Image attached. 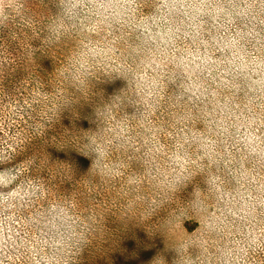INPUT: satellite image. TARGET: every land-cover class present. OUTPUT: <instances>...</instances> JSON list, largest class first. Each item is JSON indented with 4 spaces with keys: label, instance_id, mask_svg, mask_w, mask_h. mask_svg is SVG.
Here are the masks:
<instances>
[{
    "label": "rangeland",
    "instance_id": "374dc122",
    "mask_svg": "<svg viewBox=\"0 0 264 264\" xmlns=\"http://www.w3.org/2000/svg\"><path fill=\"white\" fill-rule=\"evenodd\" d=\"M235 2L258 6L262 0ZM5 4L10 6L7 10ZM154 5L155 0H148L145 14L153 13ZM246 10L264 19L258 8ZM57 11V0H0V264H58L52 249L61 246L59 235L71 224L67 217L72 212L65 202L73 197L80 209L103 207L107 211L104 230L94 231L91 242L79 252L63 255L67 264H151L155 252L164 248L163 240L149 238L147 228L139 223L117 219L119 205L126 203L117 197L121 179L90 176L94 157L73 147V137L99 129L95 107L123 82L116 81L104 95L95 88L87 101L53 106L57 92L53 77L73 41L65 36L60 48L50 49L43 40L45 23L37 22ZM251 23L245 16L236 20L225 16L220 9L187 16L177 12L172 23L156 17L151 23L141 21L130 42L144 39L155 45L152 62L157 68L162 67L164 57L174 61L186 78L183 88L187 94L179 95L180 89L171 84L169 92L178 98L173 109L164 105L165 110L153 117V142L146 146L136 136L137 143L116 149L118 140L113 152L114 159L127 165L129 180L144 172L145 155L158 166L181 170L190 162L202 167L207 161L209 172L196 177L201 187L197 194L202 190L212 193L206 206L214 217L218 229L214 235L221 249H234L237 241L250 245L245 264L254 258L264 260V234L249 227L251 206L264 198V146L257 131L264 113L259 75L264 58L252 52ZM256 26L257 32L264 28L258 22ZM96 29L95 23L86 26L90 33ZM255 39L259 41V35ZM136 114L135 107L122 105L118 116ZM85 178L90 179L87 187L80 183ZM114 198L117 206L111 207ZM179 227L191 235L200 231V221L189 218ZM202 251L198 245L188 249L193 260ZM209 252L224 264L215 246H209ZM166 255L172 264L177 254L171 250Z\"/></svg>",
    "mask_w": 264,
    "mask_h": 264
},
{
    "label": "clouds",
    "instance_id": "9594fccd",
    "mask_svg": "<svg viewBox=\"0 0 264 264\" xmlns=\"http://www.w3.org/2000/svg\"><path fill=\"white\" fill-rule=\"evenodd\" d=\"M147 3L148 0H57V13L41 16L37 24L41 21L45 23L47 35L43 40L50 49L60 48L65 36L71 37L73 41L72 46L62 54L53 77L57 88L53 106L56 107L58 103L67 105L81 99L87 101L97 87L104 95L109 86H115L118 80L122 81L123 85L118 86V91L109 95L105 102L94 109L100 121L99 129L84 131L73 137V147L78 152L90 158L94 157L90 176L98 174L106 179H121L117 197H123L126 203L119 205L117 219L139 223L147 228L149 238L158 236L163 240L164 248L155 252L151 264H169L166 254L171 250L177 254L172 264H219L221 257L213 259L215 253L209 252V246H215L221 252L224 264H245L244 257L248 255L250 245L245 246L237 241L236 248L221 249L219 239L214 235L218 232L214 217L206 206L212 193L202 190L197 194V189L201 187L196 183V177L200 173L209 172L207 161L203 162L202 167L190 162L181 170L164 164L158 166L145 155L144 172L129 180L126 174L127 165L122 160L114 159L113 152L114 142L118 140L121 143L115 145L116 149L137 143L136 136L141 137L146 146L153 142V117L158 110H165L164 105L173 109L174 101L178 98V95L170 94L171 84H176L180 89L179 95L187 94L183 88L186 78L174 61L164 57L160 61L162 67L157 68L152 62L155 45L144 39L140 43L130 42L129 38L139 29L141 21L147 20L151 23L153 17H156L172 23V16L177 12L182 11L185 16L199 15L200 10L211 9H220L223 15L231 16L235 20L245 16L252 22V52L264 58V28H258L257 32L256 26L257 22L264 25V19H257V14L246 10L258 8L259 15L264 16V0L258 6H242L235 0H155V11L145 14ZM9 7L8 4L4 5L5 10ZM93 23L97 25L95 33L86 31V26ZM248 27L249 25L245 26ZM33 31H36L35 25ZM257 35L260 37L259 41L255 39ZM259 75L264 87V69L260 70ZM177 77H181L178 84ZM122 105L135 107L138 114L119 117ZM84 118L91 119L89 116ZM257 131L260 143L264 146V113ZM188 151L193 158L196 157L192 146H189ZM80 183L87 187L90 179L85 178ZM65 203L72 216L67 217L71 224L59 235L61 246L52 249L58 264H67L62 258L63 255L79 252L91 242L94 231L104 230V213L107 211L103 207L80 209L74 197ZM116 206L114 198L111 207ZM85 211L88 215L83 214ZM250 213L249 227L259 228L264 234V198L251 206ZM189 218L200 221L199 232L189 235L180 229L181 222ZM192 245L203 249L196 260L191 259L188 252ZM234 251L236 255H233ZM240 252L244 256L239 255ZM246 264H264V260L257 261L254 258Z\"/></svg>",
    "mask_w": 264,
    "mask_h": 264
},
{
    "label": "trees",
    "instance_id": "16d2710c",
    "mask_svg": "<svg viewBox=\"0 0 264 264\" xmlns=\"http://www.w3.org/2000/svg\"><path fill=\"white\" fill-rule=\"evenodd\" d=\"M81 161H83V163H86V158H85V156H81Z\"/></svg>",
    "mask_w": 264,
    "mask_h": 264
}]
</instances>
